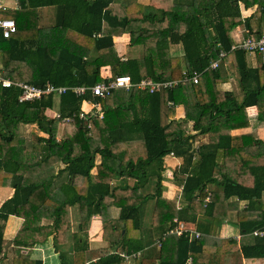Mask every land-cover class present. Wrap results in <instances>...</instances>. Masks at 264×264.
<instances>
[{
    "label": "trees",
    "instance_id": "16d2710c",
    "mask_svg": "<svg viewBox=\"0 0 264 264\" xmlns=\"http://www.w3.org/2000/svg\"><path fill=\"white\" fill-rule=\"evenodd\" d=\"M16 1L19 10L0 13L17 25L10 38L0 31L5 77L36 86H95L109 67L112 78L130 76L134 84L144 78L181 83L155 93L134 87L131 94L120 89L100 99L67 91L30 102L19 101V89L0 84V188L13 190L0 206V264H44L32 254L49 242L60 264H243L264 258V237L252 235L264 227V142L232 134L249 127L250 107L264 119V64L252 53L257 67H249L250 53L231 50L235 30L240 41L264 36V0ZM174 4L190 6L192 14L182 17ZM51 8L55 16L45 25ZM124 34L131 47H141V58L118 54L114 38ZM222 50L227 56L210 69ZM227 65L238 71L243 94L224 88ZM195 72L199 82H186ZM56 98L59 116L50 118L46 112ZM85 99L104 110L103 118L90 115V129L80 119ZM31 125L34 131L22 133ZM171 153L182 159L173 170L182 203L164 194ZM234 197L245 203L235 225L251 237L241 243L220 235ZM11 216L22 224L7 239ZM96 217L105 246L92 249ZM177 222L193 225L199 237L171 234L157 248L156 240ZM140 252L131 260L123 256Z\"/></svg>",
    "mask_w": 264,
    "mask_h": 264
},
{
    "label": "built area",
    "instance_id": "2783aa9c",
    "mask_svg": "<svg viewBox=\"0 0 264 264\" xmlns=\"http://www.w3.org/2000/svg\"><path fill=\"white\" fill-rule=\"evenodd\" d=\"M18 7H19L18 2L15 4V7H12L9 3V0H0V13L5 11H13V9H18ZM0 31L4 38H10L12 35H14L17 32V25L15 21L12 19H5L0 17ZM231 50L232 51L243 50L250 54L257 53L261 56L262 62L264 64V36H262L259 40H256L254 37H249L245 40L235 42ZM227 54L228 53L226 51L222 50L219 54V59L212 62V64L210 65V69L212 70L218 69L220 67L221 62L227 56ZM102 77L103 80L98 84H96L95 86L56 87L50 83H48L45 86H36L25 82H17L9 77H5L4 71L0 66V84L2 85L3 88L19 89L21 91V95L19 98L20 102H30L34 100H39L48 95H53L59 98L67 91H72L78 97H85L91 94L92 97L106 99L110 97L115 90L125 89L127 91H132L134 87H136L142 91H149L150 93H155V92H160L164 89H174L181 83L180 80L154 81L151 78H144L139 83L134 84L130 76H118L112 78V75H104L103 72H102ZM200 77L201 74L195 72L194 74H192V76L185 78V81L186 82L190 81L197 84L199 82ZM84 102L89 103L92 106V108L90 112L81 109L80 119L83 120L85 128L90 129L91 125L88 122L90 115L94 117L103 118L104 110L100 102L96 103L88 99H85ZM168 105L169 107H176V105L172 102L169 103ZM58 116L59 114L56 117ZM67 120L70 121L71 119H66L65 121ZM171 156H173V153H171ZM179 198L180 196L178 197V199ZM209 201H210V197H208L205 200L206 203ZM185 233H189L190 236H195V237H199L200 235L195 230L193 225L185 222H177L176 227L170 229L169 231L164 233L161 238H158L156 240L155 246H157V248H160L162 246V241L171 234H176L178 236H181ZM252 235L264 237V227L254 231ZM235 239L238 241L240 240V237H236ZM141 255H142L141 252L136 255L133 254L132 256L123 254V256L127 260H131L132 258Z\"/></svg>",
    "mask_w": 264,
    "mask_h": 264
},
{
    "label": "crops",
    "instance_id": "0c3cea01",
    "mask_svg": "<svg viewBox=\"0 0 264 264\" xmlns=\"http://www.w3.org/2000/svg\"><path fill=\"white\" fill-rule=\"evenodd\" d=\"M125 1L128 3L138 1L140 3L147 4V3H149L150 0H125ZM167 1L173 2L174 0H167ZM9 3L12 7H15V4L17 2H16V0H9ZM19 9H20V6L18 7V9H13V11H16ZM173 10L175 11V13L181 15L184 18H188L192 14V8L190 6H186V5L184 6V5L174 4ZM255 10H256V7L244 10L243 11L244 17H250L254 13ZM54 16H55V10L53 8H51V17H54ZM232 34H233V38L236 42H239L241 40L239 30H235ZM114 43H115V47H116L118 54L124 60L127 58L126 54L128 51H129V53L133 54V57L141 58L143 56V52H142L141 47H139V46L138 47H131L130 46V37L128 34H124L121 37H115ZM248 56H249L248 57L249 67L256 68L257 67V56L253 55V54H248ZM224 70H225L224 72H226L224 75L225 78L227 76V81L224 85V88L228 89V90H232L236 95L243 94V90H242L241 84L239 82L240 75H239L238 71H236L232 65H227L226 68H224ZM103 74L104 75H111L110 68L104 67L103 68ZM58 102L59 101L56 100V105H55V108L53 110H48L46 112L48 117L54 118L59 114ZM91 108H92V106L87 102H84L82 105V110H84V111L90 112ZM247 112H248L249 122H250L249 127L236 130L232 134H251L255 137V139H259V140L264 142V119L262 120L258 117V109L256 106L248 108ZM183 114H184L183 109L181 107H178L176 109V118L181 119L183 117ZM26 127H32L33 129L35 128L34 125L26 126ZM63 128H64V125H61V133L60 134H62ZM261 153L264 154V147L262 148ZM166 164H167V170L164 173V177H165L164 179L165 180L163 182L164 186H165L164 194L167 198L174 199L175 198L174 195L177 196L178 194H180V195L182 194L181 186H178V185L174 184V182H173V170L175 169L176 166L182 164V159L174 157V156H170L167 158ZM192 172H193V174L196 175L198 173V168H194V170ZM211 188L214 189V186H212ZM7 192L8 191H5V188H0V206L7 199L11 198V196L13 194L12 189H10V191L8 193ZM180 195H178V196H180ZM262 201L264 204V195H263ZM243 206H245V203L241 202L240 200H238L235 197L231 198L229 200V210H230L229 221H227L222 226L221 231H220L221 237H224V238L240 237V240H238L239 243H241V241H244L245 239L250 240L251 237L242 236V234L239 232L237 226L235 225L236 220H237V213L239 212V210ZM21 224H22L21 219L14 217V216H11L7 222V225H6L7 228L5 229V238H7V239L13 238L15 233L18 231L19 227L21 226ZM93 231H94V233L91 234ZM100 232H101L100 222H99V219L96 217L92 221L90 234L92 235V237H94V240H98V242L100 241V239H98ZM100 242L101 243H92V241H91V248L97 249V248L103 247L102 241H100ZM8 246H9V244H8ZM46 246H48V243L45 246H40V247L36 248L34 253H36L37 250H39V249L45 250ZM37 254H38V256L35 258H40L43 261L45 260L42 257L41 252H37ZM243 264H264V258L249 259V260L244 259Z\"/></svg>",
    "mask_w": 264,
    "mask_h": 264
},
{
    "label": "rangeland",
    "instance_id": "374dc122",
    "mask_svg": "<svg viewBox=\"0 0 264 264\" xmlns=\"http://www.w3.org/2000/svg\"><path fill=\"white\" fill-rule=\"evenodd\" d=\"M51 10H49V12L46 14V16L44 17V20H42V22L45 24V25H49L50 23H51ZM130 50V49H129ZM126 59H136L137 57H133V54H131V53H129V51L127 52V54H126ZM225 70L223 69V72H224ZM226 72H224V74H225ZM56 100H58L57 98H56ZM83 105V104H82ZM52 115V114H51ZM32 131H34L33 130V128L32 127H23V132L22 133H26V134H28V133H31ZM62 167V166H61ZM95 172V171H94ZM96 173V172H95ZM193 173V172H192ZM215 188V187H214ZM5 191H10V189L9 188H5ZM7 192V193H8ZM178 195H180V194H178ZM176 196V195H174V197L181 203L182 202V194L180 195V198L178 199V197L179 196ZM75 210H78L77 209V207H75L74 208ZM114 210V215H115V217H117L118 216V214H119V209H113ZM41 213H44V211L43 212H41ZM46 213V212H45ZM44 213V214H45ZM46 215V214H45ZM76 215L78 216V212L76 211ZM76 220V219H75ZM7 228V227H6ZM76 229V228H75ZM94 233V231L91 233V234H93ZM90 234V239H91V241H92V243H101L100 241L98 242V240H94V237H92V235ZM94 236V235H93ZM102 244H103V246H105V244L102 242ZM46 249L45 250H42V249H39V250H37V252H41L42 253V257L45 259L44 260V264H60V259H59V256H58V254L56 253V251L54 250V248H53V244H52V242H49L48 243V246H46L45 247ZM37 252L36 253H33L32 254V256L33 257H37L38 256V254H37ZM143 254V253H142ZM130 263H132L133 264V262H132V260L131 261H129Z\"/></svg>",
    "mask_w": 264,
    "mask_h": 264
},
{
    "label": "water",
    "instance_id": "95a60500",
    "mask_svg": "<svg viewBox=\"0 0 264 264\" xmlns=\"http://www.w3.org/2000/svg\"><path fill=\"white\" fill-rule=\"evenodd\" d=\"M132 93V91L130 92V94ZM11 244V241L9 242V245Z\"/></svg>",
    "mask_w": 264,
    "mask_h": 264
}]
</instances>
